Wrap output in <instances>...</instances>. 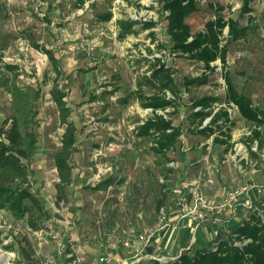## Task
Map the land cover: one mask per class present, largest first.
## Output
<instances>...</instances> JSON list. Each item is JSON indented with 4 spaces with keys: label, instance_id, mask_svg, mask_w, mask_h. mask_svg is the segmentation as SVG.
Segmentation results:
<instances>
[{
    "label": "rangeland",
    "instance_id": "1",
    "mask_svg": "<svg viewBox=\"0 0 264 264\" xmlns=\"http://www.w3.org/2000/svg\"><path fill=\"white\" fill-rule=\"evenodd\" d=\"M243 2L199 0L198 10L187 16L192 31H200L220 5L226 18L245 26L243 36L237 39L229 36L227 28L223 30L226 60H215L214 70L208 72L202 62L171 51L160 0H0V71L3 62L16 64L21 85L31 83L41 88L38 149L27 165L31 184L41 192L52 214L46 228L34 232L9 210L0 208V264H32L49 253L56 254L57 238L88 252L94 250L98 258L111 250L104 245L113 233L125 237V228L133 229L132 246H120L117 251L129 264L148 259L167 264L194 241L197 227L192 217L201 214L198 226L209 237L216 220L228 213L239 217L245 201L256 203L264 195V126L260 128L262 146L252 142L251 155L246 143L250 125L233 104H226L232 119L231 146L227 149L212 143V137L205 138L187 120L194 98H225V74L238 93L248 97L254 107L264 109V0H248V13L241 11ZM108 11L111 18L99 20L97 14ZM121 18L152 20L155 24L149 29L136 24L133 33L119 38L117 19ZM22 29L31 31L39 43L52 47L58 55L60 49L65 50L55 63L58 72L44 53L18 37ZM66 32L69 38L63 40ZM81 37L92 46L86 44L83 49ZM155 58L174 69L182 89L178 112L172 116L182 128L180 142L166 155L150 150V137L136 134L151 110L139 105L135 79L149 72ZM77 68L93 70L91 82L84 84L86 78L75 77ZM202 73L208 76L206 84L182 83L184 77ZM53 80L65 92L71 108L69 120L77 130L76 151L70 160L72 183L67 201L59 205L54 203L58 178L49 153L60 146L64 126L48 93ZM142 92L152 93L146 87ZM7 100L8 94L0 86V122ZM208 177L212 183L205 182ZM237 185L249 190L227 208H194V193L218 199L223 189ZM250 185L262 187L261 191ZM162 193L164 205L156 209Z\"/></svg>",
    "mask_w": 264,
    "mask_h": 264
},
{
    "label": "trees",
    "instance_id": "2",
    "mask_svg": "<svg viewBox=\"0 0 264 264\" xmlns=\"http://www.w3.org/2000/svg\"><path fill=\"white\" fill-rule=\"evenodd\" d=\"M162 13L166 21L165 32L174 53L186 54L188 57L203 63L204 70L212 72V62L226 60V45H222L221 35L225 28L232 39L243 36L245 26L238 21L226 18L218 5L213 19L206 21L204 29L192 31L186 21L187 16L198 10L199 0H160ZM241 11L248 13L251 8L248 0H244ZM111 12L98 13L101 21L111 18ZM264 16V12H263ZM118 37L124 38L134 32V26L141 24L149 29L154 21L117 19ZM153 34V33H151ZM18 37L28 40L36 50L44 53L54 64L58 72L52 48L39 43L35 35L27 29L18 31ZM264 45V35L262 37ZM1 58V55H0ZM0 71V86L8 94L6 114L0 122V208L10 211L16 218L25 222L33 231L44 230L46 222L52 214L46 207L43 195L31 184V170L27 161L38 149L36 128L38 125L39 98L41 88L37 85H21L16 64L3 62ZM226 93L222 100L217 96L204 95L194 98L187 116L189 126H194L205 138L212 137V143L231 144L232 119L226 104L236 106L239 114L250 125L251 135L245 142L249 153L254 155L251 143L256 141L261 147L263 140L260 128L264 126V109L254 107L250 99L238 93L230 76L225 74ZM208 81L207 74L184 77L187 85H204ZM135 95L142 108L151 110V114L138 125L136 134L148 136L151 140L150 150L156 154L166 155L174 150L180 142L182 128L173 122L172 116L178 112L182 89L175 79L174 69L155 58L149 72L135 79ZM146 87L150 94L142 92ZM51 100L58 113V121L64 126L60 137V146L50 152L57 172L54 183V203L59 205L68 199V188L72 183V154L76 151V126L69 120L71 108L64 99L65 92L53 80L49 89ZM205 120L207 122L204 124ZM165 193L158 200L156 209L164 205ZM231 207V206H230ZM239 217L228 213L224 218L216 220L211 226V235L206 237L199 226L195 229L194 241L177 257L167 264H264V195L251 207L241 208ZM236 213V212H235ZM195 225V222H194ZM140 264H161L157 259L141 261Z\"/></svg>",
    "mask_w": 264,
    "mask_h": 264
},
{
    "label": "built area",
    "instance_id": "3",
    "mask_svg": "<svg viewBox=\"0 0 264 264\" xmlns=\"http://www.w3.org/2000/svg\"><path fill=\"white\" fill-rule=\"evenodd\" d=\"M56 2H59L60 0H55ZM140 20V19H139ZM143 20V19H142ZM145 20V19H144ZM92 64L91 62L89 63V65ZM207 122V120H205L204 124ZM205 182H209L212 183L213 179L208 177L207 179H205ZM197 184V182H196ZM250 187L255 188V190L259 193L261 191L260 186L258 185H250ZM249 188V187H248ZM247 187L245 186H234V187H230L227 189H223L222 192L218 195V199L214 198V199H206L204 196H202L201 193H194L193 196V206L194 208H204V209H211L212 211L214 209L216 210H222L224 208H227L228 205L232 204L233 202L236 201L237 197L243 193H247V191L249 190ZM196 192V191H195ZM191 194V193H189ZM252 202L250 200L245 201L244 202V206L246 208L251 207ZM187 214H182L183 217H185ZM199 216H201V214H198V217H192L194 219L195 222V227L198 226L200 220L202 218H200ZM125 237H118L116 236L114 233L111 235V238L109 239L108 243L106 245H104L105 248L107 249H114L118 246H122V247H131L132 246V237L131 233L133 232V229H123L122 230ZM121 236V235H120ZM102 244V243H101ZM56 254H61L63 249L65 248V243H63V241L61 240H57L56 243ZM103 245V244H102ZM80 258L79 257H75L74 258V262L79 263ZM101 260L105 261V262H109L110 257L107 253L104 254L103 257H101ZM56 262V258H55V254H49L47 257H45L41 264H55Z\"/></svg>",
    "mask_w": 264,
    "mask_h": 264
},
{
    "label": "crops",
    "instance_id": "4",
    "mask_svg": "<svg viewBox=\"0 0 264 264\" xmlns=\"http://www.w3.org/2000/svg\"><path fill=\"white\" fill-rule=\"evenodd\" d=\"M66 35H68L67 32L65 34L64 33L62 34L63 40H67V38H69ZM56 37H58V36H56ZM79 40H80L81 47L83 49H84V46L86 44H89L90 47L92 46V45H90V44H92L91 41H88V39L84 40V38L81 37V39H79ZM53 52H54V56L56 57V59L59 60L58 56H62L63 52H65V50L60 49L59 55L57 54L56 51H53ZM67 65L69 67V63H68V64L64 65L63 68L66 69ZM50 66L52 67V64H50ZM67 70H68V68H67ZM74 73H75L74 74L75 77H77V78H86L84 80V84L88 83L89 81L91 82V80H92L93 70L92 71H84L82 69L77 68V69H74ZM52 170H55V172H56L55 167H53ZM34 232H36V231H34ZM57 240L63 241L62 238H57ZM56 241H55V243H56ZM65 244L66 245H65V248L63 249V253L62 254H55V258H56L55 264H129L128 260L126 258L120 256L119 251H117V250H119L118 248H120V246H118L114 249L108 250V252L107 251L102 252V254H100V256H98V258H97L94 255V250L91 251L92 252V254H91V252H88L87 250L83 249L79 245L76 246L74 244L72 246V245H69V243H65ZM99 245L102 246V244H99ZM55 247H56V245H55ZM96 251H97V249H96ZM105 253H107L110 257L109 262H105V261L101 260V257H103ZM49 254L45 255L44 258L47 257ZM75 257L80 258L79 263L74 262ZM42 260H37V261H33V262L31 261L30 263L41 264Z\"/></svg>",
    "mask_w": 264,
    "mask_h": 264
}]
</instances>
